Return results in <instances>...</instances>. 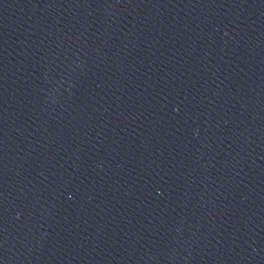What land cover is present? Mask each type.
Returning <instances> with one entry per match:
<instances>
[{
  "label": "water",
  "instance_id": "1",
  "mask_svg": "<svg viewBox=\"0 0 264 264\" xmlns=\"http://www.w3.org/2000/svg\"><path fill=\"white\" fill-rule=\"evenodd\" d=\"M0 264H264V0H0Z\"/></svg>",
  "mask_w": 264,
  "mask_h": 264
}]
</instances>
